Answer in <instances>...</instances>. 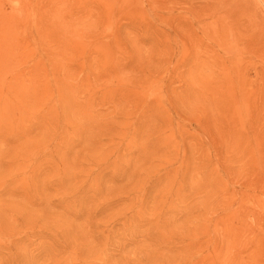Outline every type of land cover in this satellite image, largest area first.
Here are the masks:
<instances>
[{
  "label": "rangeland",
  "instance_id": "obj_1",
  "mask_svg": "<svg viewBox=\"0 0 264 264\" xmlns=\"http://www.w3.org/2000/svg\"><path fill=\"white\" fill-rule=\"evenodd\" d=\"M0 264H264V0H0Z\"/></svg>",
  "mask_w": 264,
  "mask_h": 264
}]
</instances>
